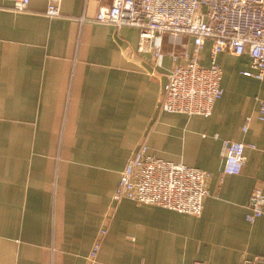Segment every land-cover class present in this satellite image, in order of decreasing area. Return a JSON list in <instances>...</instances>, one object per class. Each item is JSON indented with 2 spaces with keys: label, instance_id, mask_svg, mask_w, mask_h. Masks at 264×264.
I'll return each mask as SVG.
<instances>
[{
  "label": "crops",
  "instance_id": "crops-1",
  "mask_svg": "<svg viewBox=\"0 0 264 264\" xmlns=\"http://www.w3.org/2000/svg\"><path fill=\"white\" fill-rule=\"evenodd\" d=\"M12 2L0 0V264L264 258V213L245 217L252 190H264L257 117L264 78L242 74L251 70L249 55L219 53L223 94L211 114L167 112L159 96L176 63L171 56L156 65L150 51L138 50L137 28L81 18L111 0H63V17L42 14L46 0H30L28 12L10 11ZM210 45L200 50L203 65ZM222 139L245 144L239 173L223 171ZM142 141L155 156L209 173L201 214L129 198L113 203Z\"/></svg>",
  "mask_w": 264,
  "mask_h": 264
},
{
  "label": "built area",
  "instance_id": "built-area-1",
  "mask_svg": "<svg viewBox=\"0 0 264 264\" xmlns=\"http://www.w3.org/2000/svg\"><path fill=\"white\" fill-rule=\"evenodd\" d=\"M12 1L7 8L10 11H29L30 0ZM62 1L46 0L42 14L63 17ZM81 18L114 27L137 28L138 50L150 51L156 65L161 64L165 53L171 56L176 63L159 96V106L167 112L211 114L223 94L222 68L218 62L221 52L247 53L251 70H243L242 74L264 78V0H111L110 4H101L93 17L82 15ZM207 40L211 41L208 64L203 65L200 50ZM190 41L191 51L188 50ZM165 42L171 46L165 48ZM258 103L257 117L264 120V95L258 97ZM244 149L243 142L222 139L220 154L225 173L241 171ZM208 177L209 173L200 167L151 154L147 143L142 141L121 170L111 198L113 203L129 198L199 215L208 194ZM247 207L245 217L250 222L264 213L261 187L252 190ZM104 233L103 226L92 243L89 260L95 258ZM263 259L253 256L237 264H256ZM179 264L209 263L195 259Z\"/></svg>",
  "mask_w": 264,
  "mask_h": 264
},
{
  "label": "rangeland",
  "instance_id": "rangeland-1",
  "mask_svg": "<svg viewBox=\"0 0 264 264\" xmlns=\"http://www.w3.org/2000/svg\"><path fill=\"white\" fill-rule=\"evenodd\" d=\"M110 4V3H109Z\"/></svg>",
  "mask_w": 264,
  "mask_h": 264
}]
</instances>
